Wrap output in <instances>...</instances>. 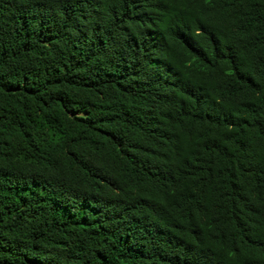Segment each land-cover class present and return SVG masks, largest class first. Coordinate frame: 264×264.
<instances>
[{
	"label": "trees",
	"instance_id": "obj_1",
	"mask_svg": "<svg viewBox=\"0 0 264 264\" xmlns=\"http://www.w3.org/2000/svg\"><path fill=\"white\" fill-rule=\"evenodd\" d=\"M0 264H264V0H0Z\"/></svg>",
	"mask_w": 264,
	"mask_h": 264
}]
</instances>
